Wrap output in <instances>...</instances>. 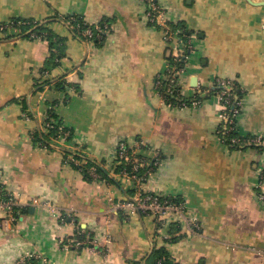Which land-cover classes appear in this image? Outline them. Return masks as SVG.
Listing matches in <instances>:
<instances>
[{"label": "crops", "instance_id": "0c3cea01", "mask_svg": "<svg viewBox=\"0 0 264 264\" xmlns=\"http://www.w3.org/2000/svg\"><path fill=\"white\" fill-rule=\"evenodd\" d=\"M155 2L162 16L152 24L145 0H0V25L10 24L0 29V187L18 205L0 209V264L30 252L34 264H148L159 246L179 264H264V149L220 139L223 104L210 92L232 80L237 135L264 136V5ZM72 14L90 24L107 18L110 30L100 44L81 39L64 18ZM16 19L45 22L65 38L56 65L45 68L48 41ZM180 23L190 48L178 92L196 104L169 103L157 89L171 53L163 25ZM51 112L72 134L42 147L32 132ZM121 140L149 161L142 189L185 205L172 223L123 205L133 185L114 159ZM90 161L105 176L89 179L75 166Z\"/></svg>", "mask_w": 264, "mask_h": 264}, {"label": "built area", "instance_id": "2783aa9c", "mask_svg": "<svg viewBox=\"0 0 264 264\" xmlns=\"http://www.w3.org/2000/svg\"><path fill=\"white\" fill-rule=\"evenodd\" d=\"M145 1L147 2V19L152 24H156L157 22H159V18L162 16V11L155 0ZM17 23L20 24L21 21H18ZM9 25V22L2 24L0 25V29L5 30ZM108 29L109 28L107 23H98L82 29L78 34H74L81 39L90 41L93 40V38H102V36L107 32ZM162 34L165 41L171 46V53H169V68L167 69V88L165 92L173 93V84H177V74L184 69V67L182 65H178V63L179 61H183L182 58L184 59L185 52L189 50L190 40L188 39L189 37L185 35L184 28L181 26L171 28V26L163 25ZM34 35V33H31V36ZM159 84L160 83H158L157 85L159 86ZM232 87L233 81L230 79H221L217 80L214 83V88H217V91L215 93L223 104V107L219 112L221 123L219 125V128L217 129V133L220 139L223 142L231 145L249 143L264 146V136L262 135H251L250 137L240 138L237 133L234 135L229 134L231 130L237 132L235 126V118L240 110L239 101H232L231 99V96H233V94H231ZM159 94L165 99L164 93L159 91ZM197 102L198 99L196 97L191 100L192 104H196ZM185 104L186 102L181 100L180 105ZM51 128L56 129V135L48 140V142L44 138H42V140H39L37 143L40 146L48 147L50 146L53 138H67V136L72 133L70 129L65 128V126L61 122L53 118H47L41 125L39 130L45 134L50 132ZM71 155H69V159L73 162H76V155ZM114 159L116 161V164H119L120 166V174L124 178L131 180L133 185V193L129 194L126 200L123 202V205L125 207L131 210L149 212L154 214L158 225L169 222V219H171V216L174 214H183V211L185 209V205L183 204V202L175 201L173 198L164 197L156 193L146 192L142 189L141 181L143 179V175L140 174V170L142 168L148 169L149 161L138 156L135 151L131 149V147L128 146V144L123 140L119 141L116 146ZM80 162L82 161H79L77 163ZM88 173L94 178L101 177V175H99L93 167L88 168ZM259 186L263 189V191L259 193V197L264 199V169L261 170ZM34 203H39V201L37 199H34ZM17 206L18 205L16 199L10 193L5 192V190L0 187V209L10 214L14 212V209L17 208ZM170 222L172 223V221ZM189 226L190 228H193L196 227V224L193 222L189 224ZM71 241H73L72 244L77 247H83V245H85V242L82 240ZM62 242L65 246L69 244H64V241ZM87 242L95 243V240H89ZM35 257L36 255L30 252L15 264H34Z\"/></svg>", "mask_w": 264, "mask_h": 264}, {"label": "trees", "instance_id": "16d2710c", "mask_svg": "<svg viewBox=\"0 0 264 264\" xmlns=\"http://www.w3.org/2000/svg\"><path fill=\"white\" fill-rule=\"evenodd\" d=\"M65 19L69 20V23H70V26H71V29L72 31H74V33H79L82 29L86 28V27H90V26H93L95 23H86L84 21L83 18L79 17V16H75V15H68V16H65L64 17ZM17 20V19H16ZM18 21H21L20 23V27H22V31H26V35H28L29 37L31 36V33H34L35 35L34 36H31V37H40L42 39H45L46 41H48V44H49V49L51 51V54H50V57L47 59V62H46V65H45V68L46 69H49L50 67L56 65L57 61H55V58H59L61 55H63V51H64V41H65V38H62L60 37L59 35H57L56 33H54V31H52V29H50L49 27H47L46 23H42L40 21H33V20H17ZM16 23V21H14ZM103 22H107V25H108V30H110V24H109V20L107 18L99 21V24H103ZM181 26V27H184V25L182 23L178 24V25H174V24H170L171 28H174L176 26ZM189 30L185 29L184 30V33H188ZM95 43L96 44H100L102 42V38H93ZM183 64V61H179L178 65H182ZM45 70V69H44ZM178 77V76H177ZM48 79L47 80H43L42 82L38 83L36 82V85L37 87H42V85H44L45 83H48ZM55 86L57 89H60V90H64L65 88V80L64 79H57V81L55 82ZM166 81L164 82H160L159 86H158V90L162 93H164V96H165V99L166 101H168L169 103L170 102H175V103H181V98L179 96V92H178V86L176 83L173 84V93H167L165 92L166 91ZM217 91V88H213L210 92H216ZM233 93H237V95L239 94L238 93V89L237 88H233L232 87V90H231V94ZM236 95V96H237ZM235 96V95H234ZM234 96H231V99L232 101H234ZM238 99V98H236ZM184 102L187 103H191V100H184ZM56 115L54 113L51 112L50 114V118H56L55 117ZM67 128V127H65ZM69 129V128H67ZM72 132V131H71ZM237 132H235L234 130L230 131L229 134L230 135H234L236 134ZM33 134V137H34V141H39V140H42V138L46 139V141L48 142V140H50L52 137H54L56 135V129L55 128H51L50 129V132L48 133H43L42 131L40 130H34L32 132ZM72 134V133H71ZM71 134L69 136H67V138H70ZM252 145H255V144H252ZM262 149H264V146L262 145H256ZM89 165H94L95 166V169H96V172L101 176H105V172L106 170L95 164V162L93 161H90L86 164H84L83 166L82 165H75L76 167H79L82 169L83 171V174L86 178H89V179H93L90 174L88 173V166ZM177 236H171V238H169V240H174L176 239ZM148 264H179L177 262H174L171 257L169 256L167 250L165 247L163 246H159L157 248H155L152 253L150 254V256L148 257Z\"/></svg>", "mask_w": 264, "mask_h": 264}, {"label": "water", "instance_id": "95a60500", "mask_svg": "<svg viewBox=\"0 0 264 264\" xmlns=\"http://www.w3.org/2000/svg\"><path fill=\"white\" fill-rule=\"evenodd\" d=\"M247 1L255 5H264V0L261 1L247 0Z\"/></svg>", "mask_w": 264, "mask_h": 264}]
</instances>
